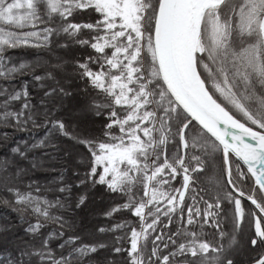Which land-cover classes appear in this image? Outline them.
<instances>
[{"label": "snow or ice", "instance_id": "obj_1", "mask_svg": "<svg viewBox=\"0 0 264 264\" xmlns=\"http://www.w3.org/2000/svg\"><path fill=\"white\" fill-rule=\"evenodd\" d=\"M88 10L97 14L93 22H73L74 14ZM61 34L96 53L76 63L81 78L104 94L88 110L101 115L102 109H110L104 133L108 141L74 135L47 107L35 110L26 87L9 91L0 86V128L46 129L31 145L17 141L10 149L13 157L27 159L32 149L55 148L51 137L56 132L82 144L92 156L87 179L128 197L105 215L128 209L139 218L138 228L121 221L99 230L124 232L115 238L118 246L112 251L127 252L128 264H237L242 248L238 234L252 229L247 240L251 264H264V0H0V78L11 80L30 67L14 63L5 54L8 50L47 48ZM46 78L54 77L50 72L33 76ZM59 92L71 95L63 88ZM22 97L16 110L13 102ZM114 127L120 135L111 131ZM11 135L0 132V146ZM221 154V174L231 191L221 186L209 196L194 174ZM31 163L39 166L35 159ZM13 164L14 159L0 161V193H8L0 202L27 225L30 240L23 242L16 259L0 256V264H83L85 257L108 247L77 243L79 236H69L54 254L51 241L61 239L64 231L53 229L45 236L41 229L68 226L59 214L65 200L40 195L35 182L22 189L27 170L17 166L9 172ZM178 177L182 183L176 187ZM186 193H191V204ZM84 200L81 196L76 206ZM225 200L231 210L223 207ZM171 224L177 225L175 230ZM205 226L216 231L209 233ZM9 230L0 226V231Z\"/></svg>", "mask_w": 264, "mask_h": 264}, {"label": "trees", "instance_id": "obj_2", "mask_svg": "<svg viewBox=\"0 0 264 264\" xmlns=\"http://www.w3.org/2000/svg\"><path fill=\"white\" fill-rule=\"evenodd\" d=\"M89 12H91V15H89ZM74 15L75 19L73 22L88 23L93 22L97 14L88 10L87 12ZM69 19L72 20L73 18L69 17ZM44 26L40 25L39 27L42 28ZM84 31L87 32L86 29ZM60 44H64L65 47H60ZM5 54L11 56L14 63L26 62L30 67L25 69L23 74H15L11 80L0 78V86L7 88L9 91H22L26 87L35 110L42 112L47 107L54 113V118L62 120L67 130L74 135L92 140L108 141V137L104 133L108 131L105 128V125L109 123L106 113L110 109H102L101 115H96L94 111H90L89 116L76 117L77 121H79L74 123L72 117H68L66 109L59 107L62 102L72 103L73 105L84 102L89 105L93 99L97 102L105 99L104 94L100 93L99 89L92 87L87 77L81 78L80 70L77 68V61L84 62L86 57L96 55L90 47H81L65 34H61L55 38V43H50L47 48L19 47L10 49ZM91 67L94 71L98 70L94 64ZM49 72L52 73L54 78H46L41 81L33 79L34 75L46 76ZM54 88L57 91L51 96L46 97L44 95L45 92H50ZM59 88L65 89L71 95H63L59 92ZM0 99H3V97H0ZM23 99L22 97L20 101L13 102L16 110L21 107ZM42 100L44 104H41ZM118 111L121 110L118 109ZM84 120L89 122H86V124L82 123ZM252 127L257 130L254 125ZM45 131L46 129L44 128L32 129L31 131L0 128V132L12 133L8 143L5 146H0V161L6 158L15 160V164L9 166V172L14 173L17 166L27 170L26 175L22 177V183L19 185L22 189H26L28 184L35 182L42 188L40 195H46L49 199L61 197L65 200L66 208L62 209L59 214L63 215L68 226L60 229L56 224H48L41 229L45 236L53 229L64 231V236L61 239L54 238L51 241L50 246L54 254L61 252L59 245L63 243L64 239L69 236H79L81 240L77 243H104L108 246L100 248L98 252L91 254L89 257H85L83 264H109V261H114V264H128L127 252L117 254L112 251L113 247L118 246L115 238L123 236L124 232H101L99 230L101 228H112L121 221H127L138 228L139 218L133 216L128 209L114 212L111 217L105 215L111 209L125 204L128 197L119 192L108 191L105 185H93L91 180L87 179V174L91 168L92 156L82 144H77L68 137L56 132L51 137L56 145L55 148L32 149L27 153V159H21L19 156L13 157L10 149L16 146L17 141L31 145L42 138L45 135ZM111 131L116 135H120L118 127H114ZM3 144L4 142L0 140V145ZM45 152L48 155H45ZM33 159L39 165L36 168L32 167L31 162ZM222 169V154L215 159L209 158L205 165V170L194 174L200 177L199 189L205 190L209 196H214L217 189L221 186L224 187V191L230 192L231 188L226 183L227 176L226 174H221ZM243 170L246 172L245 169ZM98 171H102V169H98ZM217 179H219V183H216ZM81 180H85V183L81 184ZM173 183L176 187H179L182 183V178L178 177ZM252 183L253 181L249 176V186ZM60 187H67L68 191L61 193L58 191ZM139 188V195L143 196L142 186H139ZM205 191H201L200 194H205ZM0 196H8V193H0ZM81 196L85 197L84 203L77 207L76 205ZM186 202L188 204L192 203L191 193H186ZM203 206L201 204V207ZM223 207L225 210H231L233 205L228 204L225 200ZM93 214H96L97 217L93 221H89V216ZM32 219L34 222V218ZM162 219L166 222V218ZM0 226H10L11 229L9 231H0V256L7 257L10 255L13 259H16L19 256V249L24 246L23 242L30 240V236L24 231L27 225L20 222L16 212H13L10 207L0 202ZM176 227V224L169 225L172 230H175ZM230 229L231 225L226 223L225 230ZM205 230L209 233L216 231V229L207 228V226H205ZM124 231L130 232V229H125ZM164 231L167 232L168 228H165ZM253 233L254 229L242 235L238 234L242 248L240 254L236 256L237 264H251V245L247 240L248 236ZM154 235L155 233H153ZM208 238L214 239L212 236ZM123 246L129 248L130 244L124 243ZM150 248L151 245H149Z\"/></svg>", "mask_w": 264, "mask_h": 264}, {"label": "rangeland", "instance_id": "obj_3", "mask_svg": "<svg viewBox=\"0 0 264 264\" xmlns=\"http://www.w3.org/2000/svg\"><path fill=\"white\" fill-rule=\"evenodd\" d=\"M59 107L61 108H65L66 109V113L68 115L69 118L72 117V119L74 120L73 122L74 123H77V119L76 117L79 118V116H89L90 114V110H88V105L84 102H81L80 104H72V103H69L68 102H62L61 104H59ZM86 122H89V121H85L82 122V123H85ZM92 123V122H90ZM96 214H93V215H90L89 216V221H93L95 218H96Z\"/></svg>", "mask_w": 264, "mask_h": 264}, {"label": "flooded vegetation", "instance_id": "obj_4", "mask_svg": "<svg viewBox=\"0 0 264 264\" xmlns=\"http://www.w3.org/2000/svg\"><path fill=\"white\" fill-rule=\"evenodd\" d=\"M242 203H243L246 207H254V206H252V205L250 204V202L247 201V200H242Z\"/></svg>", "mask_w": 264, "mask_h": 264}, {"label": "water", "instance_id": "obj_5", "mask_svg": "<svg viewBox=\"0 0 264 264\" xmlns=\"http://www.w3.org/2000/svg\"><path fill=\"white\" fill-rule=\"evenodd\" d=\"M254 130V129H253ZM233 159H234V157H233ZM244 169L246 170V172H247V168L246 167H244ZM249 176H250V174H249ZM251 177V176H250Z\"/></svg>", "mask_w": 264, "mask_h": 264}]
</instances>
